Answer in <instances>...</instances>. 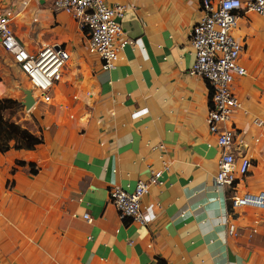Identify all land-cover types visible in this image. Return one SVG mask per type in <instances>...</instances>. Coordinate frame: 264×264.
<instances>
[{
	"label": "crops",
	"instance_id": "1",
	"mask_svg": "<svg viewBox=\"0 0 264 264\" xmlns=\"http://www.w3.org/2000/svg\"><path fill=\"white\" fill-rule=\"evenodd\" d=\"M105 1L125 7L132 40L109 70L51 0H0L28 49L59 44L71 54L52 103L34 98L27 112L44 142L0 152V264H264V209L229 204L235 193L264 191V16L245 13L234 29L247 73L234 80L241 107L232 123L252 165L231 189L214 181L209 88L189 72L200 0ZM153 170L162 173L142 199L145 223L122 221L111 186L132 191Z\"/></svg>",
	"mask_w": 264,
	"mask_h": 264
},
{
	"label": "built area",
	"instance_id": "2",
	"mask_svg": "<svg viewBox=\"0 0 264 264\" xmlns=\"http://www.w3.org/2000/svg\"><path fill=\"white\" fill-rule=\"evenodd\" d=\"M52 9L72 17L83 33L87 53L96 56L104 70L113 69L119 51L132 40L123 36L122 17L125 7L110 5L105 0H51ZM203 15L189 33V45L194 50L190 74L202 77L210 92L206 123L220 149L214 181L218 186L234 189L238 178L247 176L252 159L242 153V140L232 116L241 102L234 92V80L246 75L240 57L245 43L237 39L234 29L245 13L264 16V0H200ZM11 7L0 11V47L9 54L20 71L28 78L37 103H52L53 90L62 80L71 54L59 44L28 49L11 26ZM261 126L262 121L258 120ZM238 145V146H237ZM241 145V147L239 146ZM243 154V155H242ZM164 169L168 165L164 164ZM162 170H153L146 179H139L132 191L112 185L109 201L124 222L145 223L142 199L151 184L158 183ZM230 209H264V191L245 192L229 197ZM84 218L90 220L89 214ZM229 235L234 232L229 225Z\"/></svg>",
	"mask_w": 264,
	"mask_h": 264
},
{
	"label": "rangeland",
	"instance_id": "3",
	"mask_svg": "<svg viewBox=\"0 0 264 264\" xmlns=\"http://www.w3.org/2000/svg\"><path fill=\"white\" fill-rule=\"evenodd\" d=\"M0 91L2 92V98L12 99L14 102H7L5 104L6 109L2 110V114L10 121H14L22 126L29 128H36L35 119H28V113L30 110H26L22 101L24 100V90L31 89V84L28 78L20 71L18 66L13 62L11 56L7 54L0 47ZM54 96V94H53ZM15 97V98H12ZM16 97H18L16 99ZM20 99V100H18ZM21 101V102H20ZM45 103L40 102V105ZM46 105V104H45ZM28 112V113H27ZM27 117V118H26Z\"/></svg>",
	"mask_w": 264,
	"mask_h": 264
},
{
	"label": "trees",
	"instance_id": "4",
	"mask_svg": "<svg viewBox=\"0 0 264 264\" xmlns=\"http://www.w3.org/2000/svg\"><path fill=\"white\" fill-rule=\"evenodd\" d=\"M7 102H14L12 99H0V152L4 153L13 148L16 150L26 149L33 150L41 145L44 140L40 134H35L29 130V127L22 126L14 121L8 120L3 116L2 110L6 109ZM16 164L25 165L26 162L18 161ZM33 174L36 170L33 168L34 163H28Z\"/></svg>",
	"mask_w": 264,
	"mask_h": 264
},
{
	"label": "water",
	"instance_id": "5",
	"mask_svg": "<svg viewBox=\"0 0 264 264\" xmlns=\"http://www.w3.org/2000/svg\"><path fill=\"white\" fill-rule=\"evenodd\" d=\"M24 93L25 96H24V100L22 101V104L24 105V108L26 110H30L35 104L33 92L31 89H26L24 90Z\"/></svg>",
	"mask_w": 264,
	"mask_h": 264
},
{
	"label": "bare ground",
	"instance_id": "6",
	"mask_svg": "<svg viewBox=\"0 0 264 264\" xmlns=\"http://www.w3.org/2000/svg\"><path fill=\"white\" fill-rule=\"evenodd\" d=\"M238 146V145H237Z\"/></svg>",
	"mask_w": 264,
	"mask_h": 264
}]
</instances>
